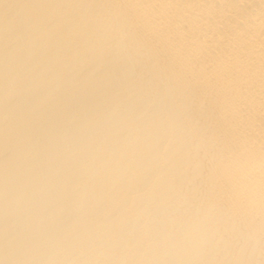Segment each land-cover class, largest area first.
<instances>
[{"label":"bare ground","instance_id":"6f19581e","mask_svg":"<svg viewBox=\"0 0 264 264\" xmlns=\"http://www.w3.org/2000/svg\"><path fill=\"white\" fill-rule=\"evenodd\" d=\"M0 264H264V0H0Z\"/></svg>","mask_w":264,"mask_h":264}]
</instances>
